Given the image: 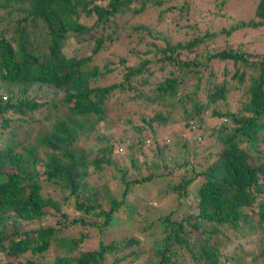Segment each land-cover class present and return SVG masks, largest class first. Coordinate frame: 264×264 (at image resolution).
<instances>
[{
  "label": "trees",
  "instance_id": "16d2710c",
  "mask_svg": "<svg viewBox=\"0 0 264 264\" xmlns=\"http://www.w3.org/2000/svg\"><path fill=\"white\" fill-rule=\"evenodd\" d=\"M191 1L0 0V264H264V50L228 39L264 33V0L217 30L226 0L205 19ZM153 198L174 207L144 257L113 232ZM69 203L80 217L65 219ZM178 206L196 212L171 220ZM50 211L60 226L40 223ZM79 224L95 247L66 234Z\"/></svg>",
  "mask_w": 264,
  "mask_h": 264
},
{
  "label": "rangeland",
  "instance_id": "374dc122",
  "mask_svg": "<svg viewBox=\"0 0 264 264\" xmlns=\"http://www.w3.org/2000/svg\"><path fill=\"white\" fill-rule=\"evenodd\" d=\"M256 1L257 0H226V2L222 5V9H224L226 11L225 13L227 14V16L226 15H225V17L221 16V18H219L218 21H214L213 28L217 30L220 27H228L230 23H233L238 19L244 20V19L249 18L253 12V7H254ZM196 3L201 5V9L203 10L201 17H203L204 19L211 16L210 11H214L216 9L213 6L212 0H201V2H199V0H192L190 2V7L193 9L195 7ZM217 11H219V9H217ZM200 26L203 27L201 24H200ZM239 38H245V39L249 40V42H248L249 43V46H248L249 49H252V50L258 51V52H261L264 50V45L262 43L260 45L259 44L256 45V43L262 41V38H264V33H262L260 30L245 29L244 31H234L231 34V36L228 37V39L230 41H236ZM114 48H115V46L113 47V49ZM237 98H238V94L235 92L230 93L228 95V99L230 101L232 100V102L236 101ZM51 113L52 112H49V113L46 112V117H45L46 121H42L40 124H36L32 127L31 133L29 134V138L27 141H25V144L35 143L36 138L45 133V131L49 128L50 123L49 124H44V123L47 122V120H48V122L51 121V119H50ZM86 120L87 119L82 118V117H80V119H79V121L82 124L86 123ZM173 130H175L179 134L178 131L182 130L181 124L178 122H175L173 125L170 124L169 127L166 128V133L168 135H170V138L174 137L172 135ZM114 131H116V132H114ZM185 131L186 130H183V137L189 138L190 137L189 133H187ZM112 132H113L114 138L121 134V131L119 129L113 130ZM88 138L90 141H92L93 136L90 135L89 137H87V139ZM119 147L122 148L121 146H119ZM119 147L117 146V144L114 141V153H118V154L116 155V157L113 158V160L116 161V158H119L123 164L127 165L128 164L127 157L124 155L123 150L120 151ZM37 148H38L39 152H42L43 148L41 146H39ZM196 150L197 151L201 150V148L198 144H196ZM150 157H151V155L148 154L145 158L144 157L143 158L148 160ZM198 157H199L198 158L199 162H201L200 155ZM140 159H142V158H140ZM105 167H107V166H105ZM174 172H177V171L174 170ZM92 177L94 178V176H92ZM105 177H111L110 171H108L107 169H106ZM102 179H103V177H102ZM114 183H116L115 180L112 182V184H114ZM45 184H47V183L43 182V186H45ZM47 190L48 189H45V192ZM152 195L156 196L157 193H153ZM261 195L264 196V194H261ZM128 197H129V199H131L132 195H129ZM148 206L149 207L151 206V208L148 209L147 208ZM152 206H154V208H152ZM156 206L159 209L158 208L156 209ZM136 207H137V210L135 211V217H134V221L132 222L131 228L124 229L125 224L123 223L119 227V229L114 230L113 233L115 234V236H117L118 233L125 234L126 236L127 235H133L134 238H137L139 241V243L136 244L135 246H137V248L141 249L143 251L142 256L146 257L147 255H151V249H153V246L155 245L154 242L155 241L160 242V239L163 237V234H164L161 231L160 226L159 227L155 226V225H157V222H158V219L156 217L161 215V214H164L165 210H169V209L173 208L174 204L168 198H161V199L160 198H158V199L153 198L149 202H147V204L136 203ZM62 211L65 213V215L67 217L65 219H67V220L81 216V214L76 209H74L73 203H69L68 205L63 206ZM192 212L195 213L196 209L188 210V209H185L184 207L178 206L175 213L172 215L170 214V219L171 220H178L180 217H186L189 213H192ZM117 215L124 218L123 213H121L120 211L117 213ZM63 219L64 218L59 216V214H54L52 211H50L49 214L47 216H45L41 220L40 223L51 224V225H54L55 227H58L62 224ZM145 225H146V228L144 229L143 226H145ZM38 226H40V225L37 222L22 223V227H24L26 229H31V228L35 229ZM66 230H65V232L68 236H76L80 232L81 233L86 232L89 235V238L86 239L82 244H80L78 246V248L91 249V248L96 246L97 237H96L94 229L88 230V229L82 228L79 224V225H75L74 227H71L69 229L66 228ZM248 237L250 238V239L248 238L249 245H253L254 242L252 241L253 240L252 236H248ZM246 246H244V247H246ZM227 249L231 250V248H229V247ZM235 252H237V251H235ZM51 254H55L54 250H49L46 252V255H51ZM221 254L225 255V251L223 249L221 250ZM260 263H262V262H260Z\"/></svg>",
  "mask_w": 264,
  "mask_h": 264
}]
</instances>
